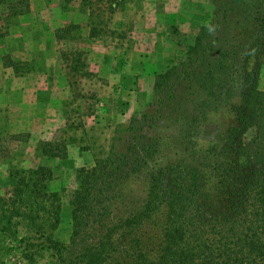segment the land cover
<instances>
[{
    "label": "trees",
    "instance_id": "obj_1",
    "mask_svg": "<svg viewBox=\"0 0 264 264\" xmlns=\"http://www.w3.org/2000/svg\"><path fill=\"white\" fill-rule=\"evenodd\" d=\"M210 4L209 22L181 59L153 75L150 111L132 114L107 153L76 170L67 243L52 236L60 197L47 186L51 169L9 171L0 236L16 234L20 223L32 231L19 238L25 257L45 247L58 264H103L130 235L140 242L141 264H264V90L257 83L264 0ZM221 105L234 124L221 141L195 147L204 111ZM171 149L175 158L166 160ZM40 151L63 157L66 148L51 140ZM133 181L143 185L140 207L113 218L112 205Z\"/></svg>",
    "mask_w": 264,
    "mask_h": 264
},
{
    "label": "rangeland",
    "instance_id": "obj_2",
    "mask_svg": "<svg viewBox=\"0 0 264 264\" xmlns=\"http://www.w3.org/2000/svg\"><path fill=\"white\" fill-rule=\"evenodd\" d=\"M210 18V0H0V195L14 183L9 171L48 166V189L60 197L52 236L67 243L76 170L105 155L132 114L150 111L153 75L181 59ZM258 61L264 90V56ZM209 109L197 148L221 141L234 124L225 105ZM51 140L65 145L63 157L41 154V143ZM124 190L113 218L140 207L143 185L133 181ZM32 234L20 223L16 234L0 236V264H58L45 247L24 256L19 238ZM130 238L103 264H141L140 242Z\"/></svg>",
    "mask_w": 264,
    "mask_h": 264
}]
</instances>
